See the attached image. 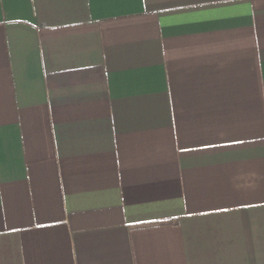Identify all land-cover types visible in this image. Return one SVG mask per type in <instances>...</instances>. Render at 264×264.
Returning a JSON list of instances; mask_svg holds the SVG:
<instances>
[{"label":"crops","instance_id":"1","mask_svg":"<svg viewBox=\"0 0 264 264\" xmlns=\"http://www.w3.org/2000/svg\"><path fill=\"white\" fill-rule=\"evenodd\" d=\"M0 264H264V0H0Z\"/></svg>","mask_w":264,"mask_h":264}]
</instances>
